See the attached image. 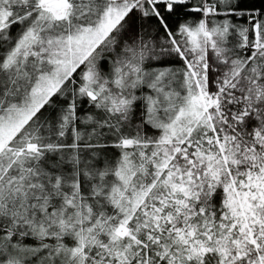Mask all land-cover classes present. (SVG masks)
<instances>
[{"label": "snow or ice", "instance_id": "snow-or-ice-1", "mask_svg": "<svg viewBox=\"0 0 264 264\" xmlns=\"http://www.w3.org/2000/svg\"><path fill=\"white\" fill-rule=\"evenodd\" d=\"M0 264H264V0H0Z\"/></svg>", "mask_w": 264, "mask_h": 264}]
</instances>
